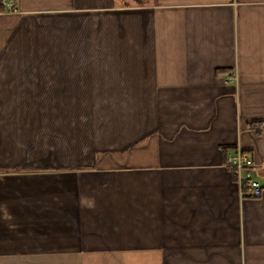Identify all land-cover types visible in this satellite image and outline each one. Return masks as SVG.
Masks as SVG:
<instances>
[{"label": "crops", "instance_id": "1", "mask_svg": "<svg viewBox=\"0 0 264 264\" xmlns=\"http://www.w3.org/2000/svg\"><path fill=\"white\" fill-rule=\"evenodd\" d=\"M6 1L0 264H264V0Z\"/></svg>", "mask_w": 264, "mask_h": 264}, {"label": "built area", "instance_id": "2", "mask_svg": "<svg viewBox=\"0 0 264 264\" xmlns=\"http://www.w3.org/2000/svg\"><path fill=\"white\" fill-rule=\"evenodd\" d=\"M225 165L231 169V173L235 177V181L241 186L243 194L249 197H259L263 194L264 188L255 176L256 162L251 153L236 148L226 153ZM244 184L245 187L243 188Z\"/></svg>", "mask_w": 264, "mask_h": 264}, {"label": "rangeland", "instance_id": "3", "mask_svg": "<svg viewBox=\"0 0 264 264\" xmlns=\"http://www.w3.org/2000/svg\"><path fill=\"white\" fill-rule=\"evenodd\" d=\"M9 4H11V5H9ZM3 7H4V9L6 8L8 11H15L16 10V7H15V4L12 2V0H7L5 3H4V5H3ZM103 65H105V64H103ZM91 67H100V66H94V65H92V63H91ZM108 68H111V67H108ZM41 111V110H40ZM71 111V113H72V116H74L73 117V120L74 121H77V122H79V120H81V121H83V120H85V119H87V117H85L86 115H88L89 116V114L87 113V110L86 109H80V110H70ZM30 112L33 114V111L32 110H30ZM68 115H70V114H68ZM36 116L37 117H44V126H42V128H47V127H49L48 126V124H46V122L48 123V118L47 117H49V111H46V112H44L43 110H42V112L41 113H39V111H37L36 112ZM95 122H97V119L95 118V116L94 115H91L90 116ZM46 121V122H45ZM19 127L21 128V129H26V130H28L29 132H31L32 131V128L33 129H36V127H37V125H35V124H27V125H19ZM84 127V126H83ZM33 133V132H32ZM40 133H37V136H42V139L43 140H45V141H47V139H49V134H42V135H39ZM28 138V137H27ZM48 142V141H47Z\"/></svg>", "mask_w": 264, "mask_h": 264}, {"label": "trees", "instance_id": "4", "mask_svg": "<svg viewBox=\"0 0 264 264\" xmlns=\"http://www.w3.org/2000/svg\"><path fill=\"white\" fill-rule=\"evenodd\" d=\"M223 149H225V148H223ZM244 187H245V184H244Z\"/></svg>", "mask_w": 264, "mask_h": 264}]
</instances>
